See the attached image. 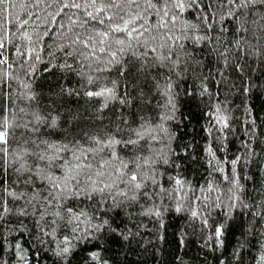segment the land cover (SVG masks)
Returning a JSON list of instances; mask_svg holds the SVG:
<instances>
[{"label": "snow or ice", "instance_id": "obj_1", "mask_svg": "<svg viewBox=\"0 0 264 264\" xmlns=\"http://www.w3.org/2000/svg\"><path fill=\"white\" fill-rule=\"evenodd\" d=\"M46 9L29 32L27 5L0 0V264H126L142 229L168 244L173 219L199 223L202 247L226 257L216 264H245V249L264 264V177L246 174L264 163V105L247 103L264 94V0H43ZM40 68L41 81L55 78L47 93ZM229 72L248 118L243 152H231L235 121L220 99V86L237 88ZM11 81L15 94L4 91ZM79 98L95 101L87 114L70 106ZM202 98L201 144L181 126ZM237 231L227 255L225 235ZM170 235L187 246L181 226Z\"/></svg>", "mask_w": 264, "mask_h": 264}, {"label": "trees", "instance_id": "obj_2", "mask_svg": "<svg viewBox=\"0 0 264 264\" xmlns=\"http://www.w3.org/2000/svg\"><path fill=\"white\" fill-rule=\"evenodd\" d=\"M23 2L27 5V10L25 12H20V15L24 19H28V13H32V18L30 19L29 25L27 26L26 30L31 32L33 27L39 26L41 29L43 28V25L40 24V20L36 19V17H43L46 15L47 11H50V9H46L42 11L43 8V0H41L40 7H32L36 3V0H17V3ZM14 12L18 11V9L13 10ZM14 35L13 39L16 40L18 43H24V41H21L19 39V33L16 32L15 27L12 29ZM55 39V37H53ZM47 43H52V41L47 40L45 38ZM9 51L6 52V55H10V63L16 62V57L14 55V48L11 47V45L7 46ZM59 55V54H58ZM212 67L213 70L217 66L215 63V57L212 58ZM251 69H254V71H251L250 74L255 81V77L260 75V68L259 66L254 63L253 61L248 62ZM204 64H208V57H205ZM207 68H203L202 71L205 73L207 72ZM15 72V68L13 69ZM246 72L249 71L248 68L245 69ZM41 75H43L42 68H40L39 73L37 74L36 81L38 84H43V91L47 93L48 86L50 84H54L55 78L53 76H46V79L41 81ZM226 76L229 78V82H236L237 88H231L230 86L222 85L219 87V91L221 93L220 99L221 100H227L228 107L231 109V114L234 118V135L230 134L229 136V147L231 149V152L240 151L243 152V141L247 139V136L245 135V125L244 121L248 119L243 111V105L241 104V97L239 91H238V80L235 75H233L231 72L226 73ZM217 79H220V77H216ZM256 83H260V81H255ZM11 88H4V91H11L12 93H17L20 88L17 85L15 81H11ZM3 87V86H0ZM210 90L212 92H216L217 88L213 87L212 85L209 86ZM40 90V89H38ZM203 102L199 104V107L197 104L190 103L188 106L184 108V122L181 126V131L186 134L185 139L191 140L193 136H195L196 141L198 143H203V140L201 137L205 136L206 133L201 131V126H207L208 120L207 117L201 114V109L204 108V105L208 103L206 98H202ZM215 102V97L213 98V101ZM21 107H26L27 102L26 101H19L18 102ZM247 103L252 104L255 106L256 109H259L262 105H264V94H259L255 90L253 92V96L250 100L247 101ZM95 104V101L88 102L84 98L72 99L70 106L71 107H79V110L82 113L87 114V112H90L92 110L93 105ZM35 107V105H33ZM105 115H110V113L106 112ZM260 120H264V112L259 113ZM186 125V126H185ZM259 151V149H257ZM259 158H257L258 162ZM257 162H254L250 164L246 169L247 175H252L253 173H259L260 176L264 177V163H261L259 167L257 166ZM200 172H203V169H200ZM189 179H192V176H189ZM217 179H219L217 177ZM203 181H201L202 183ZM243 182V181H242ZM222 187H226V185H221ZM247 189L249 192H252L253 185L247 184ZM255 195V193H253ZM167 202V201H166ZM243 220L247 221L248 217L244 216L242 217ZM147 223V221H145ZM177 225L181 226L184 231L188 234L187 240L185 245H181L179 249H176L174 243L172 242V237L170 235L171 232L176 230ZM151 225H149V228ZM169 232V243L164 244L161 241H158L155 237V235H149L147 229H142V237L141 243L137 245L135 242L131 245L130 248L125 246V252H126V264H179L178 261L174 260V256H179L184 261V264H216L215 257L220 256V251L217 250L215 253H211L210 249L202 247V242L200 240L199 236V223L193 222L191 226L189 224L181 219L179 221L177 220H171L170 226L168 228ZM239 238V232L237 231L235 233V236L231 232L226 233L225 235V245L227 255H230L232 247L235 245L236 239ZM257 241L260 240V237H256ZM150 242V243H149ZM152 245H155L156 247H152ZM145 249H147L145 251ZM256 255V249H252L251 251L245 249L243 252L245 264H251V257ZM123 256V254H122ZM225 256H220V259H225Z\"/></svg>", "mask_w": 264, "mask_h": 264}]
</instances>
